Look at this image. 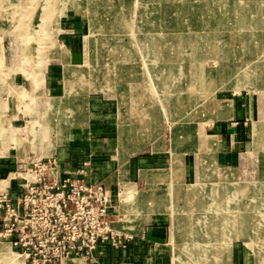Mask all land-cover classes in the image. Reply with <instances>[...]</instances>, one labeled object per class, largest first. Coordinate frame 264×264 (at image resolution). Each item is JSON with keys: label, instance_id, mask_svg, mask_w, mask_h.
I'll list each match as a JSON object with an SVG mask.
<instances>
[{"label": "rangeland", "instance_id": "rangeland-1", "mask_svg": "<svg viewBox=\"0 0 264 264\" xmlns=\"http://www.w3.org/2000/svg\"><path fill=\"white\" fill-rule=\"evenodd\" d=\"M69 25L86 35V54L63 66L67 50L57 35ZM1 94L0 165L14 167L6 173L23 174L30 160L53 155L63 143L54 141L57 130L43 139L39 124L62 118L81 125L87 96L107 108L120 146L131 141L134 150L128 180L119 176L110 195V206L121 198L128 212H108L114 230L139 232L149 208L167 218L168 231L172 215L166 241L173 264H234L235 245L249 256L243 264H264V0H0ZM235 96L251 126L239 155L258 158L257 179L250 171L239 176V160L228 165L234 175L215 159L216 166L201 163L192 183L196 154L182 146L194 148L203 123L228 117ZM171 148V169L146 171V181L139 169L168 168ZM6 173L0 188L12 183ZM90 255L86 262L95 264ZM0 264L10 263L0 254Z\"/></svg>", "mask_w": 264, "mask_h": 264}, {"label": "crops", "instance_id": "crops-1", "mask_svg": "<svg viewBox=\"0 0 264 264\" xmlns=\"http://www.w3.org/2000/svg\"><path fill=\"white\" fill-rule=\"evenodd\" d=\"M69 27L70 28L66 26L62 28L60 27L61 31L57 35L60 46L67 50L63 53V59L59 56L63 61V66H65V61L70 64H72L71 62H79L85 53L86 43L84 42V37L86 35L77 36L78 31L73 30L72 25H69ZM80 64L81 63H79V65ZM228 100H230L231 105L229 116L225 118H216L208 123H203L201 128H199V134L197 133L195 138L194 148H192L193 143L191 147L185 143L182 146L183 149H181V152L185 149H193L196 154L194 172L195 180L192 183H195L200 175L201 163L206 161L207 163H213L216 166L215 159H217L219 165L225 166L230 170H232V167H229L228 165L231 166V164H234L239 160V176L243 178L244 173L250 171V176L254 177L253 179H257L255 171H257L259 166L258 158H255L250 151L239 155V151L244 149L249 143L247 137L251 132V126L248 121L249 119L246 115V107L243 103V99L238 96L232 97ZM95 102L97 101L87 100L86 96V115L84 121L81 125H74L69 128V138H67L63 144L58 145V148L53 150V156L58 160V163L62 168L65 166L73 168L80 165L82 160H87L90 162V170L88 171V174L84 176V180L90 184L102 182L109 189L110 195H112V191L117 183L116 179L121 176L122 179L126 180L128 175H125V171L128 168L131 169V167H134L136 160L130 159V154L134 151L130 149L131 141L130 145L125 149H123L125 143L120 146V142H118L120 137L119 132L118 135L117 131L115 134V126L113 125L112 117L105 112L107 108L102 106L103 109H101L99 105L95 104ZM68 103L70 105L75 103L74 96L68 97ZM124 130L128 132V128L125 126ZM127 132H125V136L127 135ZM171 154L172 148L170 153V166L168 168H155V170L139 169L140 172L144 174L146 181V171L158 172L171 169ZM250 165L251 168L247 169ZM181 166L183 168L182 160ZM13 168L12 165H0V176ZM139 170H137V172ZM232 172L236 175L233 170ZM239 176L235 177L238 181H241ZM155 179H158V177L155 176ZM155 181L157 180H153L152 183H155ZM160 181L161 180L158 179V182ZM10 182H12L10 183V188L11 190H14L16 182H13L12 180ZM122 186H128L132 190L134 189V184L129 182L124 181ZM124 206L126 205L121 203L120 198L117 205L113 204V206H110L109 204L108 212L111 211L114 213L116 211L117 216L119 217L121 215L128 216L127 208H125L124 211ZM147 210H149V208L143 209V216L146 215L148 221L141 226L139 232L134 234L125 233L124 231L121 232L130 236V238L125 241L124 245H121V247L117 249L108 246L106 243L97 246L90 255L91 259L93 258L92 255H95V264H173L172 248L170 249L172 239L169 238L170 242L166 241L168 240V235L169 237H172V215L170 214L171 221L168 231L166 226L167 218L164 217L160 219V216H153V212ZM233 239L238 238L234 236ZM239 241L247 247L246 242L242 240ZM233 249L231 248L230 259L234 260V264H243V261L241 260L248 258V254H244V251L243 254H240L237 245H235ZM76 258L83 260L84 264H90L86 262L87 257Z\"/></svg>", "mask_w": 264, "mask_h": 264}, {"label": "built area", "instance_id": "built-area-1", "mask_svg": "<svg viewBox=\"0 0 264 264\" xmlns=\"http://www.w3.org/2000/svg\"><path fill=\"white\" fill-rule=\"evenodd\" d=\"M89 170L87 160L62 168L50 154L27 162L23 174H8L17 182L14 190L0 189V240L23 264H66L102 243L119 248L130 238L109 227V189L87 183Z\"/></svg>", "mask_w": 264, "mask_h": 264}, {"label": "bare ground", "instance_id": "bare-ground-1", "mask_svg": "<svg viewBox=\"0 0 264 264\" xmlns=\"http://www.w3.org/2000/svg\"><path fill=\"white\" fill-rule=\"evenodd\" d=\"M90 44V43H89ZM169 45V44H168ZM165 47H167V46H165ZM163 48H164V46H163ZM155 50V49H154ZM163 51H164V49H163ZM160 55H161V53H160ZM163 59V58H162ZM165 59V58H164ZM162 60L163 62L164 61H167V59H165V60ZM159 60H160V58H159ZM158 60V61H159ZM161 61V62H162ZM157 63V62H156ZM172 64H173V62H172ZM173 67V66H172ZM181 67V66H180ZM174 68H176V67H174ZM174 70V69H173ZM261 70V69H260ZM75 71V70H74ZM71 73V72H70ZM85 74L83 73L82 74V76H84ZM73 76H75V75H73ZM80 76V75H79ZM86 78V77H85ZM86 80V79H85ZM130 81V80H129ZM258 81V80H257ZM80 82V81H79ZM129 83V82H128ZM79 84V83H78ZM84 85V84H83ZM183 85V84H182ZM166 87H165V84H163V88H162V90H164ZM65 90H67L66 92H69L70 91V88H69V86H68V84H66V89ZM139 93V92H138ZM160 93V92H159ZM132 106H135V104H132ZM60 109V108H59ZM142 111V110H141ZM60 113H58V112H56V115L54 116V118L55 117H61V115H59ZM64 115V114H63ZM53 118V117H52ZM62 119V118H61ZM59 119V120H53L52 122L51 121H47L46 123H44L43 122V124L41 123V124H39V127H40V130L43 132V133H45V134H47V135H41L42 137H43V139H47L48 138V136L50 135V132L52 131V130H57V137L55 138V142L56 143H64L66 140H67V138H69V136H70V134L68 133V130H69V128L70 127H72V126H74L75 124H74V121L73 120H70V119ZM44 120L46 121L47 120V117H45L44 118ZM35 123V122H34ZM255 128H256V125H255ZM256 130V129H255ZM258 131V130H257ZM121 132L123 133V131L121 130ZM121 135V134H120ZM188 138V137H187ZM215 140V139H214ZM54 142V143H55ZM215 143V142H214ZM208 144V143H207ZM52 145H54V144H52ZM176 146V145H175ZM49 147V146H48ZM175 148V147H174ZM46 149V148H45ZM51 149V148H50ZM48 152H49V150H48ZM43 156V155H42ZM151 174V173H150ZM32 175V174H31ZM155 175H157V174H151V176L150 177H155ZM159 175V174H158ZM25 176V175H24ZM202 178V177H201ZM203 179V178H202ZM4 183H5V181H0V185H4ZM6 185V184H5ZM8 186V185H7ZM1 189V188H0ZM181 190V189H180ZM179 191V190H178ZM183 192V191H182ZM185 192V191H184ZM179 194H180V192H179ZM181 195V194H180ZM188 197V196H187ZM186 197V198H187ZM164 199V198H163ZM124 200V199H123ZM127 200V199H126ZM165 205V204H164ZM134 207V206H133ZM171 209H173L172 207L170 208V210ZM198 209V208H197ZM237 209V208H236ZM141 210V209H140ZM172 211V210H171ZM133 212H134V210H133ZM227 212V211H226ZM234 216V215H233ZM216 217V216H215ZM125 218V217H124ZM136 219V218H135ZM144 219V218H143ZM147 219H148V217H147ZM147 219H146V221H147ZM211 219V218H210ZM217 219H220V218H218V217H216L215 218V220L216 221H218ZM130 220V219H129ZM212 220V219H211ZM214 220V218H213V221H215ZM123 221V220H122ZM215 221V222H216ZM220 221H222L221 219H220ZM136 222V221H135ZM146 223V222H145ZM114 224V223H113ZM112 224V222H110V224H109V227L110 228H112L111 227V225H113ZM126 224V223H125ZM238 226V225H237ZM125 227V226H124ZM113 229V228H112ZM138 229H139V227H138ZM2 246H1V251H0V254H1V258L2 259H4L5 261H8L10 264H22V262L21 261H18L17 259H16V257H15V255H14V253H12V252H10V250H9V248H8V244H1ZM68 261V260H67ZM66 261V262H67ZM181 262V261H180ZM69 264H81V261L80 260H78V258H70L69 259Z\"/></svg>", "mask_w": 264, "mask_h": 264}]
</instances>
